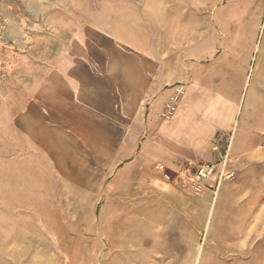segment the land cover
<instances>
[{
	"label": "rangeland",
	"instance_id": "1",
	"mask_svg": "<svg viewBox=\"0 0 264 264\" xmlns=\"http://www.w3.org/2000/svg\"><path fill=\"white\" fill-rule=\"evenodd\" d=\"M135 4L0 0V264H264L263 169L249 182L235 172L209 194L195 181L184 188L182 178L152 176L146 162L113 160L116 150L129 156L127 140L105 152L97 130L87 145L73 138L81 128H25L35 91L71 94L76 64L117 42L105 22ZM257 20L259 33L240 51L252 58L248 103L255 89L264 113L253 73L260 66L264 76ZM66 103L61 110L73 113Z\"/></svg>",
	"mask_w": 264,
	"mask_h": 264
},
{
	"label": "crops",
	"instance_id": "2",
	"mask_svg": "<svg viewBox=\"0 0 264 264\" xmlns=\"http://www.w3.org/2000/svg\"><path fill=\"white\" fill-rule=\"evenodd\" d=\"M129 1L137 4L115 9L113 20L105 22L103 32L117 42L108 43L101 57L76 64L72 86L66 85L73 87L71 94L52 85L35 91L24 109L25 128H81L82 135L75 132L73 138L87 145L97 130L105 152L127 140L129 156L116 150L113 160L131 166L146 162L152 176L182 178L184 188L192 187L193 170L225 157L227 170L249 182L264 171V113L255 89L248 103L252 58L240 50L259 33L264 5H256L259 0ZM249 17L256 18L253 24ZM255 72L264 87L260 66ZM59 102H69L74 112H64ZM198 183L214 192V181Z\"/></svg>",
	"mask_w": 264,
	"mask_h": 264
},
{
	"label": "built area",
	"instance_id": "3",
	"mask_svg": "<svg viewBox=\"0 0 264 264\" xmlns=\"http://www.w3.org/2000/svg\"><path fill=\"white\" fill-rule=\"evenodd\" d=\"M227 158L222 161L213 164H205L200 166L194 172L195 182L202 180H212L215 182L214 188L218 189L220 185L234 177V173L227 170Z\"/></svg>",
	"mask_w": 264,
	"mask_h": 264
}]
</instances>
